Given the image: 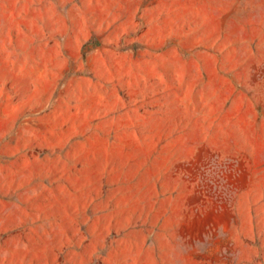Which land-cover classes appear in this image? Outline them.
<instances>
[{"label":"rangeland","instance_id":"rangeland-1","mask_svg":"<svg viewBox=\"0 0 264 264\" xmlns=\"http://www.w3.org/2000/svg\"><path fill=\"white\" fill-rule=\"evenodd\" d=\"M0 264H264V0H0Z\"/></svg>","mask_w":264,"mask_h":264}]
</instances>
